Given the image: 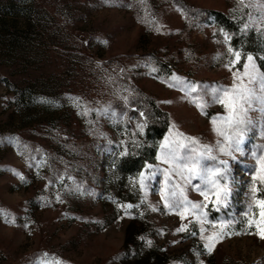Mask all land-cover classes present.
I'll return each mask as SVG.
<instances>
[{
  "label": "rangeland",
  "instance_id": "rangeland-1",
  "mask_svg": "<svg viewBox=\"0 0 264 264\" xmlns=\"http://www.w3.org/2000/svg\"><path fill=\"white\" fill-rule=\"evenodd\" d=\"M212 12L252 30L254 50L224 43L220 30L230 31ZM229 46L241 53L231 71ZM247 55L264 73V0H0V264H264V240L246 223H260L248 206L264 113H249L243 154L232 159L218 151L226 141L212 124L224 108L201 93L202 112L197 94L171 79L231 87ZM161 119L152 160L122 182L114 160L152 145L137 125ZM166 137L228 161L230 206L216 212L209 204L203 227L208 236L231 220V234L211 254L193 217L181 221L163 207L171 166L157 157ZM149 165L161 172L140 190ZM172 181L184 185L175 173ZM185 195L203 202L190 185ZM182 223L188 230L177 232Z\"/></svg>",
  "mask_w": 264,
  "mask_h": 264
},
{
  "label": "snow or ice",
  "instance_id": "snow-or-ice-1",
  "mask_svg": "<svg viewBox=\"0 0 264 264\" xmlns=\"http://www.w3.org/2000/svg\"><path fill=\"white\" fill-rule=\"evenodd\" d=\"M238 2L243 6V0H238ZM247 28L248 25L245 24L243 30H247ZM156 30L159 31V28ZM220 34L223 36L224 43L228 44L231 40L229 33L221 29ZM228 53L231 54L232 59L229 60L225 67L231 71L236 64L241 63V53L231 46L228 47ZM171 79L175 84L181 85L182 90L187 95L197 94L192 99V103L196 104L202 112L206 107V102L201 99V93L210 96L213 103H219L224 108L226 115L212 119L214 131L226 141V146L218 141L217 149L232 159L236 158L233 155L234 152L243 154L246 132L249 130V126L254 124L253 118L249 113H264V73L259 72L254 62V57L247 55L245 62L241 64V69L233 72V84L231 87L220 85L202 88L195 83L183 81L182 78L176 75H172ZM140 115L143 116V113ZM217 119L222 122L223 127H216ZM145 127L146 123L137 125L139 134H143ZM176 135L182 134L177 133ZM186 139H189L191 144L196 143L194 138ZM160 148L162 155L157 157V159L171 166L169 169L163 170L164 188L161 190L163 207L166 210L175 211L181 221L186 220L189 216L193 217L190 223H199L201 225L199 229L200 238L206 241L204 248L211 254L215 244L231 234L227 231L232 226L231 220L218 221L219 231H216V225H213V231L208 236L204 235L207 229L203 227L208 222L209 212L207 209L209 204L212 205V210L216 212H220L221 209H226L230 206L231 189L228 185V161L218 160L216 156L209 155L212 152V148L209 146H204L203 151L197 152L195 148L176 141H169L167 137L165 138V143L160 145ZM120 154L127 155V148ZM251 156L256 161V164L250 169V175L252 176L250 199L254 203L248 206V212H256L260 223H256L254 217L248 218L246 223L248 228L256 224V231L252 234H256L260 239L264 240V198L258 197L257 187V182H259V185L264 186V153L257 155L256 152H252ZM208 161L212 162L211 165L207 163ZM148 169L147 172L141 171L139 173L138 184L140 190H145L148 187L146 181H151L161 172L159 168L152 169L151 165L148 166ZM173 173L184 182L183 186L172 181ZM17 175L19 174L17 173ZM21 179H23L22 176ZM194 180L199 182L193 184ZM189 185L192 190L203 197L202 203H194L185 195V189ZM127 207L131 208L132 206L128 205ZM152 210L156 211L157 209L153 207ZM245 215L247 216V212ZM187 230L188 225L183 223L176 229L177 232H185ZM191 235H197V232L192 231Z\"/></svg>",
  "mask_w": 264,
  "mask_h": 264
},
{
  "label": "trees",
  "instance_id": "trees-1",
  "mask_svg": "<svg viewBox=\"0 0 264 264\" xmlns=\"http://www.w3.org/2000/svg\"><path fill=\"white\" fill-rule=\"evenodd\" d=\"M212 14L216 17L217 20L224 22L231 34V43L233 45H239L240 43L244 45L243 52L248 53L252 52L254 49L252 47L253 43V35L252 30L241 31L238 25H234L232 22L226 21L227 18L222 15L220 12H212ZM166 129V121L165 119H161L160 121H153L146 125L145 129V140L150 142L152 145H148V147L142 148L137 154H127L120 157H117L114 160V168L116 173L119 175L120 180L123 182L125 178L133 173L137 172L142 168L145 161L152 160V157L155 154L156 142L161 138L164 131ZM150 146V147H149ZM120 192V191H119ZM119 193L118 196H122V200L129 199L130 197L121 195ZM140 197V194L137 195V198ZM154 253V252H152ZM165 262V261H164Z\"/></svg>",
  "mask_w": 264,
  "mask_h": 264
}]
</instances>
